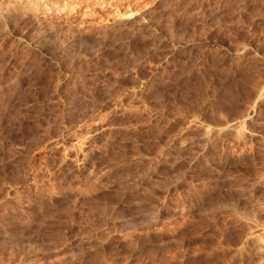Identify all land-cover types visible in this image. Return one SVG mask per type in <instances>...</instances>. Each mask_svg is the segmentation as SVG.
Returning a JSON list of instances; mask_svg holds the SVG:
<instances>
[{"label": "rangeland", "instance_id": "obj_1", "mask_svg": "<svg viewBox=\"0 0 264 264\" xmlns=\"http://www.w3.org/2000/svg\"><path fill=\"white\" fill-rule=\"evenodd\" d=\"M0 264H264V0H0Z\"/></svg>", "mask_w": 264, "mask_h": 264}]
</instances>
